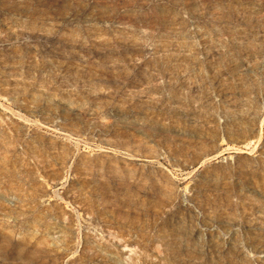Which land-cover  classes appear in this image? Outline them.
<instances>
[{"label":"rangeland","instance_id":"1","mask_svg":"<svg viewBox=\"0 0 264 264\" xmlns=\"http://www.w3.org/2000/svg\"><path fill=\"white\" fill-rule=\"evenodd\" d=\"M0 264H264V0H0Z\"/></svg>","mask_w":264,"mask_h":264}]
</instances>
